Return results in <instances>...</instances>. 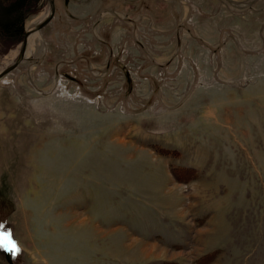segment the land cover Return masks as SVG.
Wrapping results in <instances>:
<instances>
[{
  "label": "rangeland",
  "instance_id": "1",
  "mask_svg": "<svg viewBox=\"0 0 264 264\" xmlns=\"http://www.w3.org/2000/svg\"><path fill=\"white\" fill-rule=\"evenodd\" d=\"M54 5L0 78V264H264V0Z\"/></svg>",
  "mask_w": 264,
  "mask_h": 264
},
{
  "label": "trees",
  "instance_id": "2",
  "mask_svg": "<svg viewBox=\"0 0 264 264\" xmlns=\"http://www.w3.org/2000/svg\"><path fill=\"white\" fill-rule=\"evenodd\" d=\"M41 5L42 0H0V54L21 42L25 19Z\"/></svg>",
  "mask_w": 264,
  "mask_h": 264
},
{
  "label": "crops",
  "instance_id": "3",
  "mask_svg": "<svg viewBox=\"0 0 264 264\" xmlns=\"http://www.w3.org/2000/svg\"><path fill=\"white\" fill-rule=\"evenodd\" d=\"M138 4L155 16L162 29H170L172 24L188 21L195 12L202 10L206 0H135ZM203 11V10H202ZM141 13V12H140Z\"/></svg>",
  "mask_w": 264,
  "mask_h": 264
},
{
  "label": "water",
  "instance_id": "4",
  "mask_svg": "<svg viewBox=\"0 0 264 264\" xmlns=\"http://www.w3.org/2000/svg\"><path fill=\"white\" fill-rule=\"evenodd\" d=\"M49 4H50V13L48 14V16H46V18H44L41 22H39L33 28H30V29L24 31L22 40L19 43V50H18L17 57H16L15 61L11 65L7 66L6 68H4L0 71V78H2L5 74L10 72L11 70H13L20 63V61L24 58V56L26 54L29 35L33 32H37L38 30L43 28L53 18L54 9H55L54 0H49Z\"/></svg>",
  "mask_w": 264,
  "mask_h": 264
},
{
  "label": "snow or ice",
  "instance_id": "5",
  "mask_svg": "<svg viewBox=\"0 0 264 264\" xmlns=\"http://www.w3.org/2000/svg\"><path fill=\"white\" fill-rule=\"evenodd\" d=\"M4 226L0 224V229ZM0 249L15 256L20 252L17 242L13 239L12 233L7 230L0 231Z\"/></svg>",
  "mask_w": 264,
  "mask_h": 264
},
{
  "label": "bare ground",
  "instance_id": "6",
  "mask_svg": "<svg viewBox=\"0 0 264 264\" xmlns=\"http://www.w3.org/2000/svg\"><path fill=\"white\" fill-rule=\"evenodd\" d=\"M36 32H33L29 35L28 37V44H27V48L26 51L29 52L30 50H32L34 43H35V37H36Z\"/></svg>",
  "mask_w": 264,
  "mask_h": 264
}]
</instances>
